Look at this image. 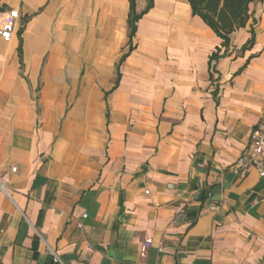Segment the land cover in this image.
Wrapping results in <instances>:
<instances>
[{"label":"crops","instance_id":"1","mask_svg":"<svg viewBox=\"0 0 264 264\" xmlns=\"http://www.w3.org/2000/svg\"><path fill=\"white\" fill-rule=\"evenodd\" d=\"M249 8L225 47L188 0L132 38L129 0H0V264H264V176L235 168L264 115Z\"/></svg>","mask_w":264,"mask_h":264},{"label":"trees","instance_id":"2","mask_svg":"<svg viewBox=\"0 0 264 264\" xmlns=\"http://www.w3.org/2000/svg\"><path fill=\"white\" fill-rule=\"evenodd\" d=\"M193 14L200 16L214 31L223 39V46L229 47L230 35L237 29L245 27L251 17L250 4L256 0H188ZM130 2V38L135 35L137 21L153 5V0H147V8L136 13V0ZM252 38L247 42L251 45L254 42V32ZM219 51L214 52L211 60L219 57Z\"/></svg>","mask_w":264,"mask_h":264},{"label":"built area","instance_id":"3","mask_svg":"<svg viewBox=\"0 0 264 264\" xmlns=\"http://www.w3.org/2000/svg\"><path fill=\"white\" fill-rule=\"evenodd\" d=\"M19 17L20 14L17 9L10 10L9 17L3 23L0 32V36L3 40L10 41L13 38ZM235 168L243 172L255 168L261 176H264V115L257 122L248 149L245 154L237 160ZM13 170H15V168ZM151 244L152 239H148L142 244V255H145L147 248ZM53 255L56 264H65L56 252H53Z\"/></svg>","mask_w":264,"mask_h":264}]
</instances>
